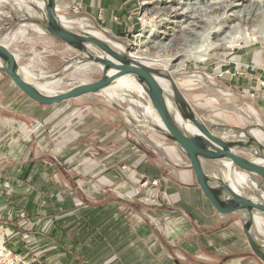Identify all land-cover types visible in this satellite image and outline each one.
I'll return each mask as SVG.
<instances>
[{
    "label": "crops",
    "instance_id": "obj_1",
    "mask_svg": "<svg viewBox=\"0 0 264 264\" xmlns=\"http://www.w3.org/2000/svg\"><path fill=\"white\" fill-rule=\"evenodd\" d=\"M136 3L58 0L57 11L83 27L119 31ZM245 59L249 65L231 68L230 87L264 121V50ZM188 165L156 132L72 101L35 105L0 72V232L23 257L38 264H247L254 256L240 237L223 234L241 218L221 216ZM194 234L215 238L204 256L168 253V243Z\"/></svg>",
    "mask_w": 264,
    "mask_h": 264
},
{
    "label": "rangeland",
    "instance_id": "obj_2",
    "mask_svg": "<svg viewBox=\"0 0 264 264\" xmlns=\"http://www.w3.org/2000/svg\"><path fill=\"white\" fill-rule=\"evenodd\" d=\"M11 2L17 9L36 15V11L29 4H22L19 0ZM134 6V11L126 19L127 24L122 27L117 25L119 31L102 30L96 27L85 28L89 31H98L97 35L123 50L133 44L132 50H134L137 34L148 31V36L144 38L141 49L149 56H139L140 58L160 68H170L173 64L183 62L173 71V74L203 119L208 124L222 127L236 124L241 131L248 130L264 146V121L260 118L258 108L239 93H234L228 80L231 71L234 72L231 68H242L250 64L245 59L247 54L256 49L264 50V0H137ZM185 8L194 12L195 16L190 18L183 15L182 11ZM11 21L10 10L5 4L0 5V40L10 42L13 50L19 55L21 66L29 72L32 79L52 74L66 64L69 58L72 59L77 55V51L58 38L44 35L38 26L34 24L13 26ZM211 27L220 30L208 38L205 33ZM227 33H230V36L226 38ZM226 39L235 40V44L233 47H228L229 53L225 57L214 54L222 50H214L212 55L202 60L194 59V55L204 57L201 51L208 43L223 42ZM155 55L161 57L162 60L153 61L150 57ZM100 76L101 68L98 65L78 64L49 83L47 87L55 90L66 89L82 81L96 80ZM122 92V88L109 91L115 101L126 109L130 108L135 114L134 119L138 120V115L145 112L141 103ZM72 102L83 105V107L116 113L122 116L127 124L132 125V122L103 95H86ZM242 115H245V118ZM140 128L153 131L146 126H141L136 130ZM226 132L227 130L223 131V133ZM234 137L235 134L230 133L229 138ZM240 151L247 155L250 154L247 148L240 149ZM242 174L250 183L252 182L249 175L244 172ZM242 188L252 194L246 184L242 183ZM236 220H238V228L232 226L223 234L231 238L240 237L245 244L244 248L254 256V259H250L247 264H264V261L251 249L243 230V223L241 224L242 220L238 218ZM206 232L208 230H205ZM254 233L258 242L264 245V227L257 223ZM0 237L2 239L0 264H38L32 259L23 257L17 249L7 245L1 232ZM227 237L225 239L228 240ZM214 240L215 238L208 240L207 234H202L199 238L198 234H194L193 240L168 243L172 248L167 251L170 255L177 253L179 256H187L185 252L187 250L201 257L204 256L202 250L206 243ZM160 248L153 251L154 255L159 256ZM179 250H183L185 254ZM193 258L200 260L199 257L193 256ZM232 261L234 262L235 259Z\"/></svg>",
    "mask_w": 264,
    "mask_h": 264
},
{
    "label": "water",
    "instance_id": "obj_3",
    "mask_svg": "<svg viewBox=\"0 0 264 264\" xmlns=\"http://www.w3.org/2000/svg\"><path fill=\"white\" fill-rule=\"evenodd\" d=\"M11 1L0 0V5L5 4L10 10L13 26L34 24L77 51L74 58H69L52 74L32 79L26 76L10 42L0 40V72L14 87L38 106H56L86 95H103L132 122L134 128L146 126L163 136L169 146L187 158L197 184L217 212L224 217L236 214L241 218L252 251L264 261V245L258 242L254 233L257 223L264 227V152L255 150L253 143L264 146L252 134L247 142L238 138L240 133H249L248 130L208 124L179 86L171 68L155 67L133 55L134 44L123 50L64 18L57 11L58 0H19L29 4L36 15L17 9ZM87 63L101 68L98 79L82 81L66 89L47 87L78 64ZM116 88H122L124 94L141 103L145 112L138 115V120L134 119L135 114L130 108L121 106L109 93ZM225 130L227 132L223 133ZM230 133L235 137L229 138ZM243 148L250 154L242 153L240 149ZM241 171L249 175L251 183ZM234 174L243 177V184L252 194L243 190Z\"/></svg>",
    "mask_w": 264,
    "mask_h": 264
},
{
    "label": "bare ground",
    "instance_id": "obj_4",
    "mask_svg": "<svg viewBox=\"0 0 264 264\" xmlns=\"http://www.w3.org/2000/svg\"><path fill=\"white\" fill-rule=\"evenodd\" d=\"M235 6H240V5H235ZM182 14L183 15H185V16H187V17H192L193 15L195 16V13L194 12H190V11H188V9L187 8H185V9H183V11H182ZM260 14V13H259ZM262 14V13H261ZM193 16V17H194ZM240 16V15H239ZM262 16V15H261ZM211 19V18H210ZM183 25V24H182ZM219 28H217V29H214V28H209V29H207L206 30V33H205V35H206V37H208V38H211L212 37V34L213 33H215V32H219ZM94 33H99L98 31H93ZM148 32V31H147ZM146 31L145 32H141V33H138L137 34V37H136V43H135V49L134 50H132L131 52L133 53V55H135V56H137L138 58H140L139 56H141V57H144V56H149V54H147V53H144L143 52V49H141V47H142V43H143V41H144V38L146 37V36H148V33H147ZM205 32V31H204ZM202 33V32H201ZM227 36H230V33H227L226 34V38H227ZM252 38V37H251ZM210 41V40H209ZM234 41L235 40H233V41H230V40H225V41H223V42H211V43H208V45L206 46V48L205 49H203L202 47V51H201V55L203 54L204 55V57H200L199 55H194L193 57H194V59L195 60H197V61H199V60H202L203 58H205L206 56H208V55H212L213 54V52H214V50L216 51H218V50H222V51H219V52H214V54H217V55H219V56H221V57H225L228 53H229V50H228V47H233L234 46ZM122 47H124V46H122ZM201 50V49H200ZM198 54V53H197ZM153 61H160V60H162V58L161 57H159V56H153V57H150ZM142 59V58H141ZM143 60V59H142ZM170 60L171 61H173V59L172 58H170ZM183 64V62H179V63H176V64H173V66H171L170 68L173 70V71H175V69L177 68V67H179L180 65H182ZM25 74H26V76L27 77H30V75H29V72H26L25 71ZM143 92V91H142ZM222 137H224V135H221ZM250 137H251V133L249 134V133H247V134H245V133H240L239 135H238V138H240L241 140H243V141H248L249 139H250ZM225 138V137H224ZM253 148L255 149V150H257L258 152H264V147L262 148L258 143H253ZM234 178H235V180L236 181H238L240 184H242L244 181V179H243V177L242 176H239V175H236V174H234ZM148 190V189H147ZM1 237H0V242H1Z\"/></svg>",
    "mask_w": 264,
    "mask_h": 264
},
{
    "label": "built area",
    "instance_id": "obj_5",
    "mask_svg": "<svg viewBox=\"0 0 264 264\" xmlns=\"http://www.w3.org/2000/svg\"><path fill=\"white\" fill-rule=\"evenodd\" d=\"M81 9H82V6L80 4H75V5L72 6V11L75 12V13L80 12Z\"/></svg>",
    "mask_w": 264,
    "mask_h": 264
}]
</instances>
